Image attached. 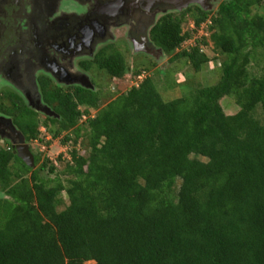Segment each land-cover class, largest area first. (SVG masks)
<instances>
[{
	"label": "trees",
	"instance_id": "1",
	"mask_svg": "<svg viewBox=\"0 0 264 264\" xmlns=\"http://www.w3.org/2000/svg\"><path fill=\"white\" fill-rule=\"evenodd\" d=\"M149 42L194 73L217 52L218 81L164 101L146 76L106 101L40 78L53 118L0 100L26 142L68 149L29 167L0 144V264H264V0L167 13ZM112 48L84 68L121 80L128 65Z\"/></svg>",
	"mask_w": 264,
	"mask_h": 264
},
{
	"label": "flooded vegetation",
	"instance_id": "2",
	"mask_svg": "<svg viewBox=\"0 0 264 264\" xmlns=\"http://www.w3.org/2000/svg\"><path fill=\"white\" fill-rule=\"evenodd\" d=\"M203 1L199 6L211 11L215 0ZM175 11L165 0H0V98L11 89L33 109L41 101L40 78L49 86H56L54 79L62 88L90 86L94 66L88 70L83 65L102 51L107 55L111 46L123 56L115 47L118 41L129 42L134 55L156 57L149 32L161 16ZM120 29L121 39L113 34ZM20 134L33 156V141L26 142L0 111L1 146L16 154Z\"/></svg>",
	"mask_w": 264,
	"mask_h": 264
},
{
	"label": "rangeland",
	"instance_id": "3",
	"mask_svg": "<svg viewBox=\"0 0 264 264\" xmlns=\"http://www.w3.org/2000/svg\"><path fill=\"white\" fill-rule=\"evenodd\" d=\"M223 1L224 0H215L213 2L211 13H214L217 9V5ZM256 12L263 15L261 10L257 9ZM114 33L116 36L119 37V39H121L123 35V30L120 29L118 31L113 32V34ZM200 33H202V31ZM128 43H126L125 41H118L116 42V45H115V47L118 50H120L123 56L125 57L124 59L129 69L127 74L121 80L111 79L106 74V72H104L103 70H99L96 67L92 66L93 69L91 70V73L89 74V76L95 82L92 85H95L96 90H100L101 94L103 95L102 97L105 98V100L106 99L108 101L112 100L115 97L127 92L132 86H136L138 83H140V81L144 79L146 76L153 77V80L156 85V89L161 93L164 101H170L172 99H177L181 97L182 95H187L189 92H191L194 89L196 85L197 86L198 85L211 86V85H214L218 81V78H219L218 70L220 66L221 56L217 52H213L212 50L208 51L207 55L210 57V59L211 58L213 59V62L209 65H204L198 73H194L189 70L186 62L169 64L168 60L170 57H165L164 55L163 56L158 55L156 59H152L149 56L145 57V55H134ZM192 43L193 42H188V44L186 45H191ZM150 59L154 62L153 64L155 65V67L152 66L151 68H149V70L144 72L143 70L146 69L150 64V61H151ZM66 66L70 68V66H68L67 64ZM135 69H138V70L142 69L139 79H135L132 76L133 70ZM53 82L56 86L63 87L62 85L59 84L60 82L58 81L56 82L55 79L53 80ZM9 87L10 86H7V88ZM50 87H53V86L48 85V88ZM6 93H12L14 94L15 98L18 99L17 96L19 95H17L18 94L17 91L7 89ZM39 95L41 99L40 105H42L43 98L41 97L40 92H39ZM0 99L2 100L3 97ZM4 101H3V104L2 103L0 104L7 105L8 104L7 100H4ZM220 105L223 108L224 113L227 115H232L237 110L236 106L228 98L222 99L220 101ZM35 112L37 114H41V113H38L37 111ZM90 113H91L90 114L91 116L95 115V111L93 110H91ZM44 130H46L45 127L40 126V131L43 132ZM49 137L50 136H48L47 134L46 140H50ZM29 145L33 149L32 150L33 153L39 154L42 157V159L43 157H49L50 160H53L57 158L59 154H63L64 157H67L66 153L68 149L60 144V139L52 141L49 146L41 145L37 142H31ZM77 149H79L80 150L79 152H81L83 147L78 146ZM58 169H61V166H58ZM85 264H94V263L88 262Z\"/></svg>",
	"mask_w": 264,
	"mask_h": 264
},
{
	"label": "water",
	"instance_id": "4",
	"mask_svg": "<svg viewBox=\"0 0 264 264\" xmlns=\"http://www.w3.org/2000/svg\"><path fill=\"white\" fill-rule=\"evenodd\" d=\"M165 1H168L169 4L175 6V8L178 11L185 9L186 7H188L191 4H197V5L202 4L204 6L203 0H172V1L165 0ZM36 79H37V77L32 78V80H33V82H35V84H36ZM81 87L93 90L92 85L89 86V84H81ZM33 110L37 111L38 113H41L42 115H44L46 117H52V118L57 117L54 114V112L50 110V108H47L43 105H40V101H39V104H36V106L33 107ZM16 155L26 165H28L29 167H33L34 158L31 155V153L29 152L27 145L24 143V140H23V137L21 136V134H20L19 145L16 148Z\"/></svg>",
	"mask_w": 264,
	"mask_h": 264
},
{
	"label": "clouds",
	"instance_id": "5",
	"mask_svg": "<svg viewBox=\"0 0 264 264\" xmlns=\"http://www.w3.org/2000/svg\"><path fill=\"white\" fill-rule=\"evenodd\" d=\"M221 3V2H220ZM191 5H197V4H191ZM191 5H189V6H191ZM219 5V4H218ZM199 6V5H198ZM218 7V6H217ZM187 8V7H186Z\"/></svg>",
	"mask_w": 264,
	"mask_h": 264
}]
</instances>
